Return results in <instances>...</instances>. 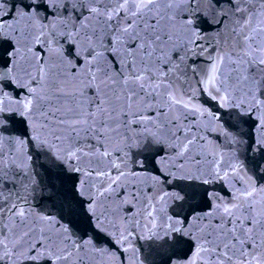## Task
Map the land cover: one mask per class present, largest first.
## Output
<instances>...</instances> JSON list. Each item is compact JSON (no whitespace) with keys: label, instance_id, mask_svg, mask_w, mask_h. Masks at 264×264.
I'll list each match as a JSON object with an SVG mask.
<instances>
[{"label":"snow or ice","instance_id":"6c2138e0","mask_svg":"<svg viewBox=\"0 0 264 264\" xmlns=\"http://www.w3.org/2000/svg\"><path fill=\"white\" fill-rule=\"evenodd\" d=\"M0 264H264V0H0Z\"/></svg>","mask_w":264,"mask_h":264}]
</instances>
